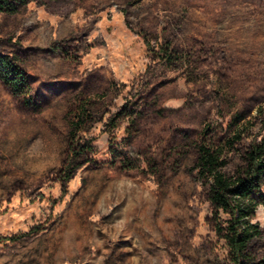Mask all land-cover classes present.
<instances>
[{
  "label": "rangeland",
  "instance_id": "obj_1",
  "mask_svg": "<svg viewBox=\"0 0 264 264\" xmlns=\"http://www.w3.org/2000/svg\"><path fill=\"white\" fill-rule=\"evenodd\" d=\"M5 1L29 88L0 73V264H231L197 161L232 177L264 141V0Z\"/></svg>",
  "mask_w": 264,
  "mask_h": 264
},
{
  "label": "trees",
  "instance_id": "obj_2",
  "mask_svg": "<svg viewBox=\"0 0 264 264\" xmlns=\"http://www.w3.org/2000/svg\"><path fill=\"white\" fill-rule=\"evenodd\" d=\"M0 11L15 13L16 7L0 0ZM146 41L149 43L147 39ZM0 73L15 92L20 93L29 88L17 58L0 55ZM87 114V108H82L73 126L72 135L75 142L72 152L76 157L88 147L80 145L77 141V134L81 131ZM237 139L239 140L240 136H237ZM222 151L201 145L197 168L203 178L212 179L211 201L230 216L228 226L220 227L219 230L226 232L231 264H248L251 260L249 247L253 240L261 235L260 227L252 222L251 217L256 207L264 204V194L260 192L264 182V141L253 143L245 157V168L232 177L223 173L227 163L222 157Z\"/></svg>",
  "mask_w": 264,
  "mask_h": 264
}]
</instances>
